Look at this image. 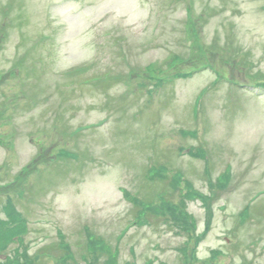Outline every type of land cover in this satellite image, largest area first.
<instances>
[{"label":"rangeland","instance_id":"374dc122","mask_svg":"<svg viewBox=\"0 0 264 264\" xmlns=\"http://www.w3.org/2000/svg\"><path fill=\"white\" fill-rule=\"evenodd\" d=\"M173 56L206 67L148 93L137 76ZM0 190L40 264L59 231L71 264H108L89 232L118 264H264V0H0ZM133 196L185 201L190 229Z\"/></svg>","mask_w":264,"mask_h":264},{"label":"trees","instance_id":"16d2710c","mask_svg":"<svg viewBox=\"0 0 264 264\" xmlns=\"http://www.w3.org/2000/svg\"><path fill=\"white\" fill-rule=\"evenodd\" d=\"M188 14V22H193L194 16L191 11H189ZM195 36L196 38L192 37L191 41L196 44H199V55L205 59H209L208 51L204 47L200 46L201 42L198 34H196ZM171 59L172 60L170 61L167 67L148 66L145 72H143V74H145V77H142L141 75L137 76L144 83V87L148 88V93H150V91L152 90V88H150L148 85L149 82L152 83V86H154V88H159L160 86H164L168 83L171 84V82H174L178 79L191 78L195 73L198 72V70H201L206 67V65L203 63L197 66L183 65L179 68V65L184 61H182V59H179L178 56H173ZM17 64L21 66L22 63L19 62ZM259 84L256 85L259 86ZM199 150L200 148H196L195 151L194 149H190L189 155L191 157H198L200 155ZM167 179L168 178H166V175L160 176V180L162 181ZM223 179V177H219V180L216 182L218 189H224L227 187L226 185H228V180L225 181ZM172 185L174 189L182 188L177 185L176 181H173ZM185 190L187 192H184L182 194L184 196L182 200H185V198L189 199L194 196L195 198H200L202 201H204L205 206H209V202L206 200L207 196L201 194L199 191L194 190L193 186L190 183L186 184ZM159 203L160 204L158 206L153 207L152 205L147 204L143 206V208H141L140 212L142 213L141 215L143 216V220L144 216L148 215L145 211L150 212L149 214H157L158 216L163 218L169 216L170 219L173 220L174 224L180 225L183 231L188 232L191 226V224L188 222L190 221V219H192V217L186 211V202L180 201V204H172L171 202H168L167 200H164L162 198L161 202ZM5 209L6 218L0 219V234L4 233L0 235V249L3 248L0 254V257H3L1 264H40L38 263V260L40 258L39 255L42 258L43 254L41 253L38 256L35 255L34 258L31 257V252H29V245L24 242V234L28 232L27 229L29 228L28 220H26L25 217L22 216V214L15 208V205L12 201H8L7 205L5 206ZM247 209L248 206L243 209V212L240 215H243L247 211ZM209 228L210 222L208 223L206 231H208ZM60 238V244L63 245V248L61 247L60 249L64 251V253L57 259V264H71L70 261L72 258L70 255H73V251H71V246L69 243L66 242L65 237L63 235H61ZM101 242L102 241L94 239L92 241H89L88 245H90V247L96 252L107 255L106 260L108 264H118L117 254L113 253L111 249L107 248V245L105 243ZM13 244H18V246L13 247V249H11V246ZM7 248L11 251H14L13 256L10 257L3 253L4 250H6ZM105 250H107L108 252H105ZM212 252L214 253L213 255L216 258L221 256L223 253H221L220 251ZM86 258L89 261H92L91 257ZM92 262H95V260Z\"/></svg>","mask_w":264,"mask_h":264}]
</instances>
